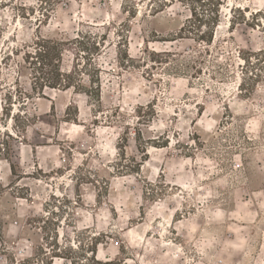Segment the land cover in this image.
Listing matches in <instances>:
<instances>
[{
  "label": "rangeland",
  "instance_id": "1",
  "mask_svg": "<svg viewBox=\"0 0 264 264\" xmlns=\"http://www.w3.org/2000/svg\"><path fill=\"white\" fill-rule=\"evenodd\" d=\"M181 1L0 0V264H264V0Z\"/></svg>",
  "mask_w": 264,
  "mask_h": 264
},
{
  "label": "trees",
  "instance_id": "2",
  "mask_svg": "<svg viewBox=\"0 0 264 264\" xmlns=\"http://www.w3.org/2000/svg\"><path fill=\"white\" fill-rule=\"evenodd\" d=\"M189 1V2H188ZM184 0L181 3L188 8L189 18H187L179 30L180 38L190 39L197 44H210L214 29L218 26L221 0ZM166 6V2H163ZM93 39V38H92ZM79 42L81 51H86L92 55L94 50H97V43L86 46L82 41ZM34 46V58L36 59L34 66L37 64V72L40 73V78L51 89L67 90L73 87L72 72L64 73L61 70L60 56L68 43L58 40H45L37 37L32 41ZM164 56H169L166 53ZM202 51L197 49L195 55L186 57V64L182 67V71H190L196 69L200 64ZM30 58H33L29 56ZM197 70H195L196 73ZM257 77V76H255ZM245 78L241 79L240 87L244 83Z\"/></svg>",
  "mask_w": 264,
  "mask_h": 264
}]
</instances>
